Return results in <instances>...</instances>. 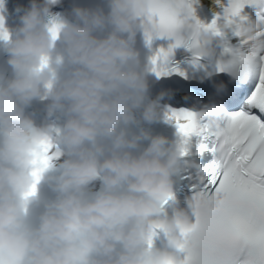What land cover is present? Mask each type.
Instances as JSON below:
<instances>
[{
  "label": "clouds",
  "instance_id": "clouds-1",
  "mask_svg": "<svg viewBox=\"0 0 264 264\" xmlns=\"http://www.w3.org/2000/svg\"><path fill=\"white\" fill-rule=\"evenodd\" d=\"M151 6L152 0H108L107 13L76 7L74 21L53 20L59 25L53 39V21L46 20L50 0H31L15 36L7 31L2 39L14 75L0 84V264H184L181 231L192 225L190 200L187 208L175 202L173 215L162 216L183 156L180 146L144 127L158 119L160 98L149 96L147 68L135 66L136 36L144 34ZM109 26L106 35L97 34ZM198 37L199 54L214 59L223 40L209 31ZM57 40L63 54L56 52ZM54 54L57 66H69L63 78ZM224 75L239 82L230 67ZM213 87L217 94L227 91L223 82ZM36 99L48 101L39 126L26 112ZM218 107L193 105L205 116ZM57 113L63 123L53 119ZM45 140L50 166L35 194L25 197L32 161ZM194 167L197 184L203 183L200 165ZM50 169H56L47 177L55 198L33 227L28 211ZM97 181L102 186L93 191ZM153 231L164 234L161 246L154 238L149 244Z\"/></svg>",
  "mask_w": 264,
  "mask_h": 264
},
{
  "label": "snow or ice",
  "instance_id": "snow-or-ice-1",
  "mask_svg": "<svg viewBox=\"0 0 264 264\" xmlns=\"http://www.w3.org/2000/svg\"><path fill=\"white\" fill-rule=\"evenodd\" d=\"M196 0H152L144 37L151 46L155 39H167L150 57V70L157 77L186 74L171 57L177 48L192 52L191 63L200 65L198 48L201 31L223 40L221 53L212 63L209 75H224L232 68L239 82L235 89L217 94L230 99L233 109L217 103L214 114L205 116L192 107L169 108L165 117L176 126L181 137V155L189 154L193 137L199 138L198 151H211L214 159L202 168L203 183L193 186L190 199L192 225L182 229L184 264H264V30H257L241 15L246 5L257 0H216L223 9L210 23L195 15ZM238 43L232 44L224 26ZM50 32L55 39L59 25L53 21ZM254 36H249V33ZM8 33L0 17V39ZM47 58L42 60V67ZM229 77V76H228ZM198 97H185V102ZM49 142L42 141L33 159V182L25 197L34 195L42 172L50 166ZM169 199H173L170 197ZM168 201H165L167 204ZM157 232L150 234L149 244Z\"/></svg>",
  "mask_w": 264,
  "mask_h": 264
}]
</instances>
